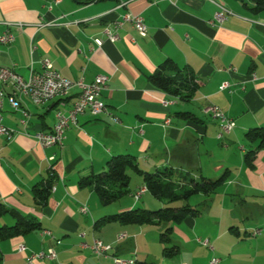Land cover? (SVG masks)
I'll list each match as a JSON object with an SVG mask.
<instances>
[{
	"label": "crops",
	"instance_id": "obj_1",
	"mask_svg": "<svg viewBox=\"0 0 264 264\" xmlns=\"http://www.w3.org/2000/svg\"><path fill=\"white\" fill-rule=\"evenodd\" d=\"M244 1L0 0V34L15 35L14 42L0 44V68L13 69L27 80L49 60L73 81L92 84L97 76L108 77L100 96L108 114L80 115L63 146L45 150L24 134L0 136V204L41 225V230L1 240L0 264H30V256L51 249L55 260L33 264H113L112 258H97L81 246L94 239L112 246L113 256L139 264H211L213 258L220 264H264V146L260 139L250 142L246 137L252 129H264V11L255 12L250 0ZM217 5L230 13L212 26ZM128 14L144 19L147 36H140L131 23L116 28ZM42 22L53 25L38 27ZM107 30L117 36L115 41ZM167 60L195 74L198 90L192 99L169 96L150 82L149 76ZM224 84L229 87L222 89ZM4 90L12 92L9 85ZM79 93L73 89L42 106L21 96L22 108L31 114L29 132H51L56 114L72 109ZM211 105L236 123L223 139L218 138L220 122L204 113ZM3 118L7 128L24 130L21 113L8 99ZM248 152L252 165L245 158ZM118 155L134 157L144 171L173 167L199 182L228 172L214 193L189 201L202 212L174 226L176 256L164 255L159 226L109 223L95 229L99 220L113 214L166 207L147 197L149 192L138 201L133 198L144 183L132 169L142 180L119 203L104 206L92 188L80 186L82 178L104 172ZM51 170L58 176L55 190L40 206L33 188L46 183ZM84 205L88 214L81 212ZM14 224L10 215L0 218V228ZM257 230L261 232L254 237Z\"/></svg>",
	"mask_w": 264,
	"mask_h": 264
},
{
	"label": "trees",
	"instance_id": "obj_2",
	"mask_svg": "<svg viewBox=\"0 0 264 264\" xmlns=\"http://www.w3.org/2000/svg\"><path fill=\"white\" fill-rule=\"evenodd\" d=\"M241 1L245 3L244 0ZM250 2L254 5L253 10L255 12L264 11V0H250ZM149 80L162 92L184 101L192 99L198 90L195 74L192 71L180 69L171 60L161 64L159 69L149 76ZM183 116L186 117V114ZM246 137L250 142L260 139V147L264 146V129H252L246 134ZM245 158L252 165L253 155L251 152L246 153ZM131 169L142 177L147 192L158 200L167 201L170 206L157 210L136 208L113 214L99 220L95 229L109 223L122 226H159L163 228L161 243L163 244L164 255L167 257H174L179 253L178 248L171 245L174 226L184 222L189 217H197L202 212L200 207L191 206L189 201L200 193L207 196L211 195L227 181L229 175L226 172L215 181H207L203 178L202 182H199L188 173L185 174L173 167L165 166L155 172L144 171L140 169L134 157L118 155L108 161L104 172L82 178L80 186L92 188L99 196L101 204L108 206L130 195L131 176L128 171ZM57 178L55 171L51 170L46 183L34 186L33 194L38 205H45ZM178 203H183V205L176 207ZM5 215L12 216L15 224L0 228V241L41 230L40 222L37 219L24 216L0 204V218ZM137 264L139 263L137 262Z\"/></svg>",
	"mask_w": 264,
	"mask_h": 264
},
{
	"label": "built area",
	"instance_id": "obj_3",
	"mask_svg": "<svg viewBox=\"0 0 264 264\" xmlns=\"http://www.w3.org/2000/svg\"><path fill=\"white\" fill-rule=\"evenodd\" d=\"M60 0H55V3H59ZM218 6V11L214 15V19L210 22L212 26H219L222 24L226 16L230 13L228 9ZM125 23H131L137 30L140 36L145 37L148 33V27L145 24L144 19L139 15H126L120 22L116 23V28H122ZM18 28L22 29L23 24H17ZM52 23H41L38 27L52 26ZM107 35L110 40L115 41L117 36L110 30H107ZM15 41V35L9 31L0 34V44L8 45ZM99 45H102L101 40H97ZM35 47L33 46L31 51L33 52ZM108 77L104 75L97 76L92 84H86L83 80L73 81L63 77L53 66L49 60L43 61V71L41 73L31 72L30 77L26 80L20 76L15 70L12 72H4V67L0 69V136H6L12 139L17 133L24 134L29 137H33L42 149H50L53 147L63 146L66 140V133L69 128L75 125L78 121V117L87 112L94 116L107 113V106L101 101L100 96L103 89L106 87ZM10 86L12 92L10 95L5 93L4 87ZM229 87L228 84H224L222 89ZM79 89L80 93L74 103L72 109L68 112L59 111L56 114V124L51 132H36L31 134L29 132L28 124L30 122L31 114L22 108L21 96H25L36 106H42L48 101L57 97L68 96L73 89ZM8 99L13 108L19 111L22 115L21 124L23 125V131H16L7 128L3 124V108L4 102ZM204 113L220 122V132L218 138L223 139L226 135L230 134L236 127L235 121L227 116L216 106H208L204 109ZM115 122H120L118 118H113ZM55 190V187H53ZM147 192L144 187L133 195V198L138 201ZM83 214H88L89 209L86 205L81 207ZM260 230L254 232L253 236L260 234ZM44 235L52 236L50 232H44ZM124 236H119L118 240H121ZM203 245L213 249L208 241H200ZM81 246L84 249H89L97 258H112L113 264H134L133 259H124L121 257L113 256V247L105 244L100 239H94L92 244L83 243ZM26 250L24 245L19 248L20 252ZM56 252L51 249L47 252H40L33 254L28 258V262L33 264L37 260H55ZM185 264V263H183ZM211 264H220V259L213 258Z\"/></svg>",
	"mask_w": 264,
	"mask_h": 264
},
{
	"label": "rangeland",
	"instance_id": "obj_4",
	"mask_svg": "<svg viewBox=\"0 0 264 264\" xmlns=\"http://www.w3.org/2000/svg\"><path fill=\"white\" fill-rule=\"evenodd\" d=\"M128 173H129V175L132 177L131 178V186H130V189H132L133 190V188H134V185H135V183H136V181H140L141 182V177H139L136 173H134V171H132V170H129L128 171ZM144 196V195H143ZM143 196H142V198H143ZM146 196L147 197H150L151 196V194L150 193H148V194H146ZM127 198H130L129 196L127 197ZM145 198V197H144ZM126 198L124 197V198H122V199H120L119 201H117L118 203L119 202H121L122 200H125ZM162 202H164L165 203V205H166V207H168V206H170V204L167 202V201H162ZM118 203H116V204H118ZM113 206H116V205H113ZM142 209H148V210H157V209H160V208H155V207H151V206H142L141 207Z\"/></svg>",
	"mask_w": 264,
	"mask_h": 264
},
{
	"label": "bare ground",
	"instance_id": "obj_5",
	"mask_svg": "<svg viewBox=\"0 0 264 264\" xmlns=\"http://www.w3.org/2000/svg\"><path fill=\"white\" fill-rule=\"evenodd\" d=\"M1 69V68H0ZM4 72H12V69H9V68H4ZM134 264H137L136 261H134Z\"/></svg>",
	"mask_w": 264,
	"mask_h": 264
}]
</instances>
